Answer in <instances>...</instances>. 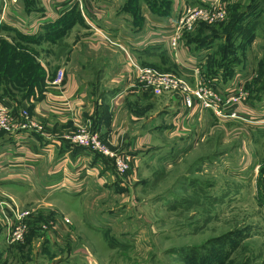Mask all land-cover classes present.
Listing matches in <instances>:
<instances>
[{"label": "crops", "instance_id": "obj_1", "mask_svg": "<svg viewBox=\"0 0 264 264\" xmlns=\"http://www.w3.org/2000/svg\"><path fill=\"white\" fill-rule=\"evenodd\" d=\"M96 1L92 26L97 30L86 23L78 9L84 25L70 30V34L78 31L80 40L67 52L69 59L75 55V60L58 68L65 73L62 84H50L56 74L54 64L61 60L54 63L49 56L38 57L46 72L44 84L26 100L0 98V105L14 116L26 108L30 117L44 128L0 131V200L13 198L21 209L30 210L28 223L34 228L23 242H8L0 214V264H99L84 244L92 233L86 220L90 210L103 209L107 201L108 206H115L108 197L120 193V187L126 183L137 181L145 151L169 144L174 136L192 132L196 133V140H202L199 125L204 119L216 125L232 121L216 118L210 111L200 109L199 104L187 111L177 95L154 97L142 90L131 65L166 70L160 65L165 50H169L167 39L174 22L168 18L138 31V26L125 23L122 17L118 24L114 23L113 6H119L121 0ZM187 1L202 6L212 0H172L171 17L178 15ZM250 1L226 0L225 7ZM8 5L5 8L0 1V38L7 39L13 38L14 31L4 30V26L23 34H36L71 6L69 0H17ZM150 14L144 10L145 18ZM118 16L122 14L117 13L115 18ZM99 31L105 40L97 34ZM81 50L87 51V55H81ZM210 51L194 52L183 41L177 52L169 55L174 72L193 83L196 71L198 76L204 75ZM258 105L264 106V96ZM79 125L98 133L110 145L111 152L130 153V169L119 175L112 157L67 141L64 136ZM256 134L257 138L264 137V131ZM95 217L98 219V213Z\"/></svg>", "mask_w": 264, "mask_h": 264}, {"label": "rangeland", "instance_id": "obj_2", "mask_svg": "<svg viewBox=\"0 0 264 264\" xmlns=\"http://www.w3.org/2000/svg\"><path fill=\"white\" fill-rule=\"evenodd\" d=\"M220 2L227 4L226 0ZM129 3L137 5L121 0L119 6H113V21L118 24L122 17L127 24H138V31L168 18L175 22L183 7L197 6L187 1L178 15L171 17L172 0H138L139 19ZM144 10L152 14L145 18ZM238 11L236 18L233 15L201 25L188 40L198 44L209 36L216 76L207 77L214 79L224 94L245 92L240 108L249 111H243L247 122L221 121L216 125L204 119L199 125L202 140H196L192 132L145 151L137 181L126 183L120 193L108 197L115 206H108L107 201L103 209L90 210L86 218L92 233L84 244L99 264H197L202 259L203 264H219L221 260L223 264H264V206L259 204L258 183L264 178V137H256L264 131V124H254L264 112V106L258 105L264 96V0L241 4ZM117 13L122 16L115 18ZM70 32L27 50L40 59L49 56L54 63L61 60L53 63L55 71L65 68L69 60H75V55L69 59L68 50L80 40L78 31ZM97 34L105 40L102 32ZM11 39V43L19 42ZM170 53L165 50L160 65L166 70L158 71L174 72ZM222 55L227 59L219 62ZM229 236H235V241L227 242ZM193 253L199 256L197 260Z\"/></svg>", "mask_w": 264, "mask_h": 264}, {"label": "built area", "instance_id": "obj_3", "mask_svg": "<svg viewBox=\"0 0 264 264\" xmlns=\"http://www.w3.org/2000/svg\"><path fill=\"white\" fill-rule=\"evenodd\" d=\"M3 7L8 4H16L17 0H0ZM54 1V0H50ZM93 0H69L71 6L76 5L83 13V18L91 27L93 25V15L95 11L92 6ZM70 6V7H71ZM69 9V8H68ZM93 12V13H92ZM3 14V12H2ZM226 8L220 0L206 2L202 6H185L174 22L168 36V48L172 53H176L183 41L184 34L192 32L198 24H214L226 20ZM94 27V26H92ZM95 30L97 28L94 27ZM167 29V28H161ZM108 39V38H106ZM131 69L134 70L139 87L154 97L164 94L177 95L181 101V106L187 111L196 107L210 111L218 119L242 120L246 121L240 105L244 103L245 92H224L214 83V79H208L201 74L191 83L185 77L172 72H160L154 68L143 67L133 63ZM64 70L58 69L50 84L61 85L64 79ZM240 89V88H239ZM261 117V118H260ZM254 124H264V115L255 119ZM35 127L43 131L42 125L36 123L30 117L28 109L22 108L18 116H14L11 111L0 105V131L14 133L20 129ZM64 138L79 148H85L103 156L112 157L114 170L119 175H124L130 169L131 155L127 152L113 153L108 143L101 139L100 135L85 125H79ZM264 199V183L262 188ZM0 214L7 232L8 242H23L28 234L34 229L28 223L32 216L30 210L21 209L13 198L0 200ZM65 222H69L65 219ZM41 227L46 228L45 225Z\"/></svg>", "mask_w": 264, "mask_h": 264}, {"label": "trees", "instance_id": "obj_4", "mask_svg": "<svg viewBox=\"0 0 264 264\" xmlns=\"http://www.w3.org/2000/svg\"><path fill=\"white\" fill-rule=\"evenodd\" d=\"M131 1L133 3L137 2V5L130 3L129 5L130 9L132 10V14L136 15L137 18L140 19V8L138 5V0ZM152 9L156 10L158 13H164L162 8L158 9L154 7ZM239 9L240 4L229 3L226 6V17L234 15L233 17L236 18ZM235 23L236 22H234L232 25H235ZM76 24L84 25V20L80 15L77 6L73 5L68 9L67 12H65L62 16L58 17L55 21L45 23L42 27L43 29H41V31L36 34H23L21 32L4 26V30L14 31L13 38L18 40L19 42H15L14 44L11 43L12 39L0 38V88L3 94L0 96V98L3 96H7L8 98L19 97L20 100H26L30 98V96L34 94V89L41 87L44 84L46 79V72L45 68L38 60V55L35 52H30L27 49H29L31 45H37L42 41L54 42L57 39H60V37L65 36ZM201 25L204 24H199V26H197L192 32L184 34L185 43L188 45L190 50L194 52L200 51L202 49L209 50L213 48V44H211L212 41L209 42L207 40L209 36H207V38L205 39L206 41L204 40L203 42H199L198 44H195L194 42H190L188 40L189 36L193 32H195L196 29ZM134 26H138V24ZM247 28L249 27L247 26ZM206 59L207 61L205 64V68L203 69L204 77L211 76V78H213L212 76H216V73L212 71L211 67V63L214 62L215 59L214 54L210 52L206 56ZM226 59L227 57H224V55H222L219 62H223ZM207 78L210 79L209 77ZM258 183H261V193H259V204L264 206V199L262 197L264 178H261L260 180L258 179ZM226 239L227 242L230 240L233 242L235 241V236H229ZM192 257L194 258V260H197L199 258L196 253H193ZM223 262L224 261L221 260L219 261V264H223ZM197 264H203V259L202 262H198Z\"/></svg>", "mask_w": 264, "mask_h": 264}]
</instances>
